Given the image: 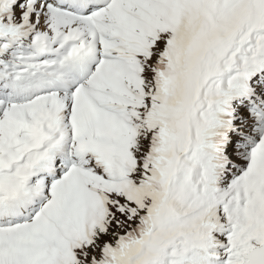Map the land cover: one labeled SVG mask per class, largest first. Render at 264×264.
Returning <instances> with one entry per match:
<instances>
[{"label": "snow or ice", "instance_id": "obj_1", "mask_svg": "<svg viewBox=\"0 0 264 264\" xmlns=\"http://www.w3.org/2000/svg\"><path fill=\"white\" fill-rule=\"evenodd\" d=\"M0 264H264V0H0Z\"/></svg>", "mask_w": 264, "mask_h": 264}]
</instances>
